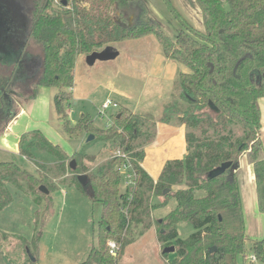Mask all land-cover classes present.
<instances>
[{
  "label": "trees",
  "instance_id": "obj_1",
  "mask_svg": "<svg viewBox=\"0 0 264 264\" xmlns=\"http://www.w3.org/2000/svg\"><path fill=\"white\" fill-rule=\"evenodd\" d=\"M21 1L28 20L25 51L34 44L40 48L42 57V69L32 91L27 97L23 92L21 95L31 99L36 96L37 87H56L54 108L66 131L72 133L82 127L138 162L155 136L156 122L184 126L185 156L167 161L153 188L154 197L164 198L160 207L170 199L176 204L160 223L157 221L158 242L174 245L170 264H237L238 258L246 253L247 240L239 184L242 159L253 167L257 209L264 215V150L258 136L257 103V98L264 97V0H197L204 6L200 8L204 31L181 21L183 29L174 40L152 21L142 0ZM150 34L167 58L188 69L176 78L178 96L164 106L158 121L119 105L110 116L113 122L104 130H96L87 116H81L71 128L65 105L72 93L65 89H72L77 59L101 51L110 43ZM9 79L0 68V82L4 80L11 85ZM4 91L0 90V98ZM139 139L145 140L140 149L132 143ZM18 148L19 154L28 159H33L32 150L47 152L56 163L51 166L36 162V174H31L14 162L0 160V210L11 200L9 185L36 199L43 196L48 203L47 211L51 196L40 193L38 187L44 186L51 194L59 186L74 184L92 203L102 206L98 244L81 264H118L125 232L130 225L142 223V214H147L149 208L155 209L154 205L144 203L147 178L132 159L129 163L136 174L135 187H126L122 193L121 169L127 164L123 157H113L89 171L81 163L87 156L75 153L70 158L78 163L71 170L70 163L66 164L70 158L38 131H33L29 139L22 134ZM226 162L231 166L210 179L209 174ZM80 175L86 176L84 186L77 180ZM181 185L184 188L172 191V187ZM165 190L170 193L165 195ZM182 223L193 229L186 239L178 234L177 228ZM40 236L32 243L35 251ZM110 240L118 246L116 254L110 253L107 246ZM212 247L216 248L214 253L209 252ZM250 254L256 263L264 262V238L251 245ZM242 259L243 264H256L246 263L244 256ZM35 262L36 259L32 261Z\"/></svg>",
  "mask_w": 264,
  "mask_h": 264
},
{
  "label": "rangeland",
  "instance_id": "obj_2",
  "mask_svg": "<svg viewBox=\"0 0 264 264\" xmlns=\"http://www.w3.org/2000/svg\"><path fill=\"white\" fill-rule=\"evenodd\" d=\"M142 1L152 21L172 40L179 30L183 29L181 21L204 31L202 11L197 0ZM0 35L8 39L7 43L0 39V59L14 60L13 65L0 68L11 79L14 78L19 86L17 88L3 80L0 82V90L16 92V96L11 94L12 111L22 110L10 132L7 133L8 119H4L2 124L0 122V160L14 162L31 174H36V162L51 166L56 163L54 156L44 151L32 150L33 159L25 158L17 151L21 133L29 139L33 131H38L52 145L58 146L67 157L70 158L75 153L86 155L87 158L83 157L81 163L89 171L96 170L113 157L124 158L126 155L125 161L127 163L130 161L128 154H122L120 149L102 142L97 135L82 127L76 128L72 133L66 131L54 108L53 99L58 92L56 87H37L35 97L24 98L25 94L27 97L32 91L34 79H29L28 83L24 80L26 76L25 62L22 60L24 50L19 47L21 46L19 40L27 41L28 22L21 0H0ZM107 47L118 53L115 59L96 61L92 66H88L86 57L80 56L75 63L72 89H65L72 93L70 101L65 105L71 128L79 123L81 116H87L96 130H104L113 122L110 116L117 110L109 107L101 115V108L107 100L127 107L132 113L146 115L145 117L156 121L162 115L164 106L177 98L179 89L176 78L180 73L188 72V69L185 65L167 58L152 34L140 39L110 43ZM25 52L28 58L33 59L32 64L28 65L35 67L34 60L41 59L40 48L31 44ZM118 87L123 89L120 91ZM122 91L127 92V95L122 94ZM22 92L24 97L21 95ZM263 98H257V103L264 109ZM148 129L151 132V128ZM90 136H93V139L87 141ZM143 141L145 140L139 139L132 143L138 144L140 149ZM153 141L154 138L150 143ZM162 148L163 144L158 148H148L145 152L146 167L149 166L148 162H158L162 159ZM71 160L73 159H68L66 164ZM240 165H243L242 160ZM121 170L120 192L124 193L125 175L131 170L123 168ZM243 172L244 169L239 177L240 196L244 211L248 210L244 214L247 240L246 253L243 256L246 263L248 261L256 263L250 259V248L255 241L264 238V215L258 214L256 217L249 209L250 192L247 194L245 191L248 188L243 185ZM7 188L11 200L0 210V264H81L86 260L90 249L97 246L102 206L98 202L92 203L74 184H66L55 189L50 194L51 206L47 211L48 203L43 196L38 195L36 199L16 191L11 185ZM147 188L148 191L143 196L144 203L146 202L147 206L154 205L155 209L149 208L147 214H142V223L130 225L125 232L124 247L119 252L118 264H170L169 261L174 258V253H169L165 258L161 254L164 248L174 245H161L158 242L157 221L175 208V201L170 199L166 205L160 207L164 198L154 197L152 189L148 186ZM180 188L184 186H174L172 191ZM169 193L170 191L166 194ZM177 230L182 239H186L193 231L188 223L180 224ZM39 234L41 239L35 251L32 243ZM109 242L114 241H108L107 246ZM28 256H32L36 262L32 263ZM243 256L238 258L237 264H243Z\"/></svg>",
  "mask_w": 264,
  "mask_h": 264
},
{
  "label": "crops",
  "instance_id": "obj_3",
  "mask_svg": "<svg viewBox=\"0 0 264 264\" xmlns=\"http://www.w3.org/2000/svg\"><path fill=\"white\" fill-rule=\"evenodd\" d=\"M118 88L120 91L123 89L122 87H118ZM115 90H117V89L115 88ZM12 92H14V91L10 90L7 92L5 90L2 93V96L5 95V96H9L10 98H12L11 94L14 95V93H12ZM122 94L127 95V92L125 93L124 91H122ZM262 101L264 102V98L262 99ZM117 104L121 105L119 103H117ZM1 109H2V104H1V108H0V114H1L0 117L3 120L8 119V123H7V133H8L12 130V126L14 124V121L16 119H18V117L21 116L22 110L15 112L14 110L12 111V108H11L8 113H5ZM259 109H260V126H259L258 136H259V139L262 143V147L264 150V109L262 108L261 105L259 106ZM158 119H159V117L157 118L156 121H158ZM22 134L23 133H21V135ZM20 136H19V138H20ZM162 144L164 145V148H162V155H163L162 159L158 162H148L149 166L146 167L145 166V161H146L145 152H147L148 148H150V147L152 149L158 148ZM18 149L19 148H18V143H17V151H18ZM156 153H157V150H156ZM185 153H186V144H185V128H184V126H177V125L173 124V122H170V123L156 122V133L154 136V141L149 143L147 146H145L143 159L139 162L136 160H133L132 158L131 159H132V163L135 164L137 170L142 172V174L147 178V186L149 188H151L152 190L151 189L150 190L153 192L154 185H155L165 163L169 160L183 159L185 156ZM242 164L243 165H241L242 166L241 168L244 169V172H243L244 177L242 179L243 185L248 188V189H245L247 194L250 192L249 203L248 202L247 203L249 204V209L252 210L251 212L257 217L258 214L260 216L261 213L257 209L253 167H252V165L248 164L245 159H242ZM132 169L133 168L131 167V170ZM256 209H257V213H256ZM246 212L244 211V214ZM163 262H165V261L163 260Z\"/></svg>",
  "mask_w": 264,
  "mask_h": 264
},
{
  "label": "water",
  "instance_id": "obj_4",
  "mask_svg": "<svg viewBox=\"0 0 264 264\" xmlns=\"http://www.w3.org/2000/svg\"><path fill=\"white\" fill-rule=\"evenodd\" d=\"M63 4H66V1H63ZM197 4H198V6L201 9H204V6L202 4H200L198 1H197ZM27 22H28V20H27ZM0 39L3 41V43H7L8 42V39H6V37H4L3 35H0ZM27 39H28V37H27ZM16 41H17V39H16ZM19 42L21 43L20 44L21 46H19V47H22V51L24 50L23 51V55H22V60L25 62L24 64H25V67H26L25 68V72H26L25 75L26 76L24 78L25 83H26V81L28 83L29 79H34L33 81L35 82L37 77H38V75H39V73L41 72V69H42V57H41L40 60H34L35 63H36L35 67H32V65H28V64H32L33 59L32 58H28L27 55H26L25 45H26L27 41L24 42V39H21V40H19ZM22 43H24V44H22ZM117 56H118V53L116 51H114L110 47H105L101 51L92 52L91 54L87 55L86 56V64L88 66H92L96 61H109V60L115 59ZM13 61L14 60L8 61V60H1L0 59V66H2V67L11 66V65L14 64ZM11 85L12 86L15 85L16 87L18 86L15 83L14 78L11 79ZM12 93H14L15 96L17 95L16 92H12ZM0 101H1V104H2V109L1 110L4 111L5 113H8L9 110L12 108V100H11V98L9 96H5L4 95V96H1ZM209 106L211 108H213L214 111H217L216 107H213L212 103L209 102ZM92 139H93V136H90L87 141H90ZM230 166H231L230 162H226V163L221 164L220 167L214 169L209 174V178L210 179L216 178L217 176L223 174L225 172V170H227ZM75 168H76V163H75L74 160H72L70 162V169L71 170H75ZM77 180L82 186H84L86 184V176L85 175L78 176ZM38 191L40 193L44 194L45 196H49L50 195L49 191L44 186L38 187ZM167 192H168V190H165L164 194H166ZM160 222H161V220H158V223H160ZM215 250H216V248L212 247L209 250V252L210 253H214ZM174 251H175V248L172 246V247L164 248L162 250L161 254L162 255L163 254H169V253H173ZM29 257L31 258V256H29ZM32 261H34V259H32Z\"/></svg>",
  "mask_w": 264,
  "mask_h": 264
},
{
  "label": "built area",
  "instance_id": "obj_5",
  "mask_svg": "<svg viewBox=\"0 0 264 264\" xmlns=\"http://www.w3.org/2000/svg\"><path fill=\"white\" fill-rule=\"evenodd\" d=\"M109 107H113L114 109H118V104L115 103V102H111L110 100H107V102L103 104L100 114L102 115V113ZM120 154L121 153L119 152L118 155H120ZM124 158H126V155H125ZM128 160H130V158ZM122 168L125 169V170H131V165L128 162L127 164H124L122 166ZM135 178H136V174H135L133 169L131 170V172L129 171V173H126V175H125V186L134 189V187H135ZM108 247L110 249V253L111 254H116V250H118V246L114 242H109L108 243ZM250 259L252 261L255 260L253 255L250 256Z\"/></svg>",
  "mask_w": 264,
  "mask_h": 264
}]
</instances>
